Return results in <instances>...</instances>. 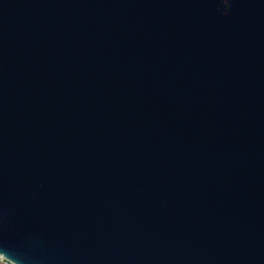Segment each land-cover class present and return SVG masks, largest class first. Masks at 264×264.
Returning a JSON list of instances; mask_svg holds the SVG:
<instances>
[{
    "label": "water",
    "instance_id": "obj_1",
    "mask_svg": "<svg viewBox=\"0 0 264 264\" xmlns=\"http://www.w3.org/2000/svg\"><path fill=\"white\" fill-rule=\"evenodd\" d=\"M0 251L264 264V0H0Z\"/></svg>",
    "mask_w": 264,
    "mask_h": 264
},
{
    "label": "built area",
    "instance_id": "obj_2",
    "mask_svg": "<svg viewBox=\"0 0 264 264\" xmlns=\"http://www.w3.org/2000/svg\"><path fill=\"white\" fill-rule=\"evenodd\" d=\"M0 264H11V263L0 257Z\"/></svg>",
    "mask_w": 264,
    "mask_h": 264
},
{
    "label": "snow or ice",
    "instance_id": "obj_3",
    "mask_svg": "<svg viewBox=\"0 0 264 264\" xmlns=\"http://www.w3.org/2000/svg\"><path fill=\"white\" fill-rule=\"evenodd\" d=\"M0 253H4L3 251H0Z\"/></svg>",
    "mask_w": 264,
    "mask_h": 264
}]
</instances>
